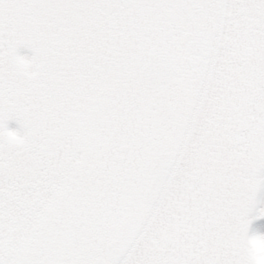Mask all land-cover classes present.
I'll return each mask as SVG.
<instances>
[{
  "label": "snow or ice",
  "instance_id": "obj_1",
  "mask_svg": "<svg viewBox=\"0 0 264 264\" xmlns=\"http://www.w3.org/2000/svg\"><path fill=\"white\" fill-rule=\"evenodd\" d=\"M257 218L264 0H0V264H264Z\"/></svg>",
  "mask_w": 264,
  "mask_h": 264
},
{
  "label": "rangeland",
  "instance_id": "obj_2",
  "mask_svg": "<svg viewBox=\"0 0 264 264\" xmlns=\"http://www.w3.org/2000/svg\"><path fill=\"white\" fill-rule=\"evenodd\" d=\"M11 126H16V121H12L11 122ZM261 219H264V218H257V219H255V226L258 224V222L261 220ZM255 226H254V228L253 229H255Z\"/></svg>",
  "mask_w": 264,
  "mask_h": 264
}]
</instances>
